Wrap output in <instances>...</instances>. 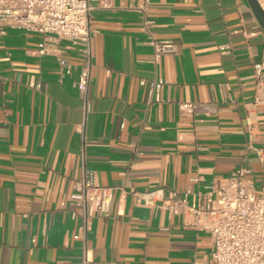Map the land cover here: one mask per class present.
Segmentation results:
<instances>
[{
    "label": "crops",
    "instance_id": "obj_1",
    "mask_svg": "<svg viewBox=\"0 0 264 264\" xmlns=\"http://www.w3.org/2000/svg\"><path fill=\"white\" fill-rule=\"evenodd\" d=\"M113 3L91 15L85 94L82 43L40 55L44 35L0 27V264H210V217L158 205L174 193L197 204L239 168L264 198V30L248 1ZM152 39L176 53L156 63ZM83 157L116 188L87 222L72 198Z\"/></svg>",
    "mask_w": 264,
    "mask_h": 264
},
{
    "label": "built area",
    "instance_id": "obj_2",
    "mask_svg": "<svg viewBox=\"0 0 264 264\" xmlns=\"http://www.w3.org/2000/svg\"><path fill=\"white\" fill-rule=\"evenodd\" d=\"M114 8L113 0H0V27L35 32L44 35L40 55L59 54L58 44L62 40L80 42L84 45V66L77 87L87 93L92 70L91 15L94 10ZM144 12L145 7H140ZM151 22L144 21L146 29ZM153 59L159 62L162 56L176 53L171 41L151 40ZM62 68L68 72L69 65L61 60ZM255 75L261 80L264 63L255 65ZM163 84L153 82L151 91H158ZM160 98L157 95V101ZM255 104H264V89L255 96ZM180 109L193 113L195 104L181 103ZM82 174L73 186V202L83 221L94 214L108 212L116 188L103 186L97 174L86 168L82 158ZM244 168L235 170L224 185L215 184L209 193L201 195L200 202L189 204L187 195L174 193L158 205L174 215L190 212L198 218L204 215L210 220L200 225L212 238L210 264H264V198L257 195L252 180ZM217 195L215 205L211 198ZM146 203H152L153 195L141 194ZM83 237V236H82ZM84 264H87L84 261Z\"/></svg>",
    "mask_w": 264,
    "mask_h": 264
},
{
    "label": "water",
    "instance_id": "obj_3",
    "mask_svg": "<svg viewBox=\"0 0 264 264\" xmlns=\"http://www.w3.org/2000/svg\"><path fill=\"white\" fill-rule=\"evenodd\" d=\"M250 5L255 17L257 18L259 24L264 30V9L262 8L258 0H247Z\"/></svg>",
    "mask_w": 264,
    "mask_h": 264
}]
</instances>
